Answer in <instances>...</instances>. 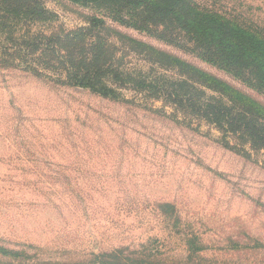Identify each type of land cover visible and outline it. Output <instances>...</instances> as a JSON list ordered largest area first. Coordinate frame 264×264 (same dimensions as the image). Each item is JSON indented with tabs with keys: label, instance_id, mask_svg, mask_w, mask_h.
Instances as JSON below:
<instances>
[{
	"label": "rangeland",
	"instance_id": "rangeland-1",
	"mask_svg": "<svg viewBox=\"0 0 264 264\" xmlns=\"http://www.w3.org/2000/svg\"><path fill=\"white\" fill-rule=\"evenodd\" d=\"M194 1L264 35V0ZM43 4L50 22L0 25V48L18 45L0 53V264H264V150L111 78L118 97L72 87L16 49L101 18L122 77L151 72L139 42L264 94L106 7Z\"/></svg>",
	"mask_w": 264,
	"mask_h": 264
},
{
	"label": "trees",
	"instance_id": "trees-1",
	"mask_svg": "<svg viewBox=\"0 0 264 264\" xmlns=\"http://www.w3.org/2000/svg\"><path fill=\"white\" fill-rule=\"evenodd\" d=\"M69 1L106 7L111 19L120 25L182 47L264 94V35L194 0ZM30 21H51L43 0H0L3 31L10 26L11 31L28 27ZM104 28V19L93 18L90 28L54 34L49 39L38 34L23 41V47L16 50L27 58L39 52L40 66L66 72V82L72 87L92 90L105 98L118 97L105 83L106 78H111L112 82L162 98L216 126L224 135H233L264 150V105L228 83L139 42L135 44L147 49L141 56L151 64V72L122 77L120 69H113L116 58L110 46L92 34ZM16 46L10 43L0 48V53Z\"/></svg>",
	"mask_w": 264,
	"mask_h": 264
}]
</instances>
